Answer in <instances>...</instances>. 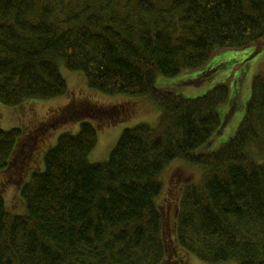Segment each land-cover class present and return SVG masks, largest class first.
Returning <instances> with one entry per match:
<instances>
[{
  "label": "trees",
  "instance_id": "obj_1",
  "mask_svg": "<svg viewBox=\"0 0 264 264\" xmlns=\"http://www.w3.org/2000/svg\"><path fill=\"white\" fill-rule=\"evenodd\" d=\"M249 48L264 49V0H0V104L66 95L61 60L92 89L150 96L160 110L157 124L125 129L103 163L89 162L91 123L59 135L22 190L26 214L12 216L0 195V264H187L173 261L175 243L213 264H264L263 71L236 135L210 153L196 152L233 111L222 119L232 77L197 98L156 87ZM22 137L0 129V170ZM176 160L203 177L181 191L171 236L158 199Z\"/></svg>",
  "mask_w": 264,
  "mask_h": 264
},
{
  "label": "rangeland",
  "instance_id": "obj_2",
  "mask_svg": "<svg viewBox=\"0 0 264 264\" xmlns=\"http://www.w3.org/2000/svg\"><path fill=\"white\" fill-rule=\"evenodd\" d=\"M254 53V48L226 51L212 59L204 70L174 78L158 77V89L173 91L185 98L203 96L217 84L232 77L230 101L220 111L222 119H225V113L229 110L233 111L210 144L196 153L215 152L236 135L251 97L252 79L257 72L264 73V49L258 55ZM58 67L68 85L66 95L48 101L31 100L16 107L0 104V129L17 127L23 131L9 168L0 170V195L5 199L7 210L12 216L26 214L22 190L32 175L43 169L44 156L57 143L59 135L77 134L81 123H91L98 129V143L89 156V162L103 163L109 159L125 129L135 128L141 123L155 125L160 116V110L150 96L105 95L89 87L83 72L70 71L61 60ZM202 177L203 170L200 167L183 160L172 162L162 174L163 192L158 204L169 209L167 219L172 227L171 236L174 234L175 210L181 191L188 184L200 183ZM175 245L173 261L213 264ZM165 264L173 263L168 261Z\"/></svg>",
  "mask_w": 264,
  "mask_h": 264
}]
</instances>
